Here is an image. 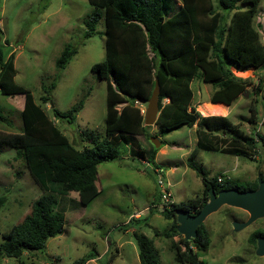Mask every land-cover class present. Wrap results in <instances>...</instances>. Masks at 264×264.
Returning a JSON list of instances; mask_svg holds the SVG:
<instances>
[{"label": "rangeland", "instance_id": "374dc122", "mask_svg": "<svg viewBox=\"0 0 264 264\" xmlns=\"http://www.w3.org/2000/svg\"><path fill=\"white\" fill-rule=\"evenodd\" d=\"M91 10L87 0H0V43L13 57L14 83L29 90L38 104L47 93L42 86L53 84L49 101L41 105L78 148L91 146L89 135L101 138L105 133L106 82L90 70L105 55L104 22L101 18L95 33L84 39L83 20ZM254 24L264 46V0L258 2ZM67 45L76 47V52L64 68L57 69L55 62ZM235 73L249 78L252 84L226 107L224 116L244 135L256 138V153L250 158L200 149L192 159L207 178L225 173L234 185L246 188L247 183L264 180V64ZM257 85L262 89L256 91ZM191 86L192 104L205 114L217 112L208 105L211 84L194 79ZM141 103L145 107V102ZM22 104V93H0L1 131H20ZM53 107L63 113L75 109L73 119L55 115ZM149 128H153L150 137L159 141L156 147L150 137L146 140L148 148L156 150L154 164L142 161L139 149L133 151L130 143L122 141L115 157L98 164V193L91 201L82 205L53 193V211L62 207L59 211L65 218L63 231L47 238L37 254L0 256V264H71L88 253L93 258L85 264H140L133 231L153 240L161 264H178L171 244L179 243V237L169 229L171 221L160 212H149L162 187L152 167L161 169L176 203L199 195L201 177L187 165L196 136L188 127L164 134L158 133L155 125ZM44 193L48 192L28 171L22 153L0 145V243L9 228L30 212L32 201ZM247 218L245 210L225 204L211 212L203 221L209 243L204 251L197 252L199 259L204 264H264V254H259L248 240L252 231H264V216L248 226H234V222Z\"/></svg>", "mask_w": 264, "mask_h": 264}, {"label": "trees", "instance_id": "16d2710c", "mask_svg": "<svg viewBox=\"0 0 264 264\" xmlns=\"http://www.w3.org/2000/svg\"><path fill=\"white\" fill-rule=\"evenodd\" d=\"M87 1L92 10L83 20V38L95 33L101 18L104 22L105 55L90 70L106 82L105 133L101 138L89 135L91 146L76 147L47 116L41 104L49 101L53 84L42 86L47 93L38 104L29 90L14 83L13 57L0 43V93L23 94L21 129L0 130V145L21 152L28 171L48 192L33 200L30 212L4 234L0 256L16 258L23 252L35 255L47 238L60 234L65 218L59 211L62 207L53 211V193L82 205L91 201L98 193V164L115 157L122 141L130 143L133 151L139 149L142 160L153 162L156 150L147 146L151 128L143 124L140 103L149 98L157 81L159 112L153 125L164 134L195 124L196 141L187 165L202 182L199 195L160 213L171 221L169 229L179 237V243L171 244L175 261L204 264L197 252L204 251L209 243L207 229L201 223L195 237L185 239L177 231L175 211L197 212L208 200L210 188L215 192L233 187L252 190L257 188V181L247 183L245 188L234 185L225 173L207 178L192 157L205 149L251 158L256 153V138L244 135L226 116L199 114L192 106L191 83L198 79L211 84L209 102L222 105H230L252 84L234 71L255 70L264 64V46L254 24L260 0H179L178 4L176 0ZM75 52L76 47L65 46L55 62L56 68H64ZM254 88L262 89L258 85ZM74 110L63 113L53 107L55 115L68 116L70 120ZM149 212L153 209L149 208ZM164 235H168L167 231ZM133 236L139 263L161 264L153 240L138 231H133ZM258 236H264V231L256 229L248 236L254 248ZM91 258L88 253L71 264H85Z\"/></svg>", "mask_w": 264, "mask_h": 264}, {"label": "water", "instance_id": "95a60500", "mask_svg": "<svg viewBox=\"0 0 264 264\" xmlns=\"http://www.w3.org/2000/svg\"><path fill=\"white\" fill-rule=\"evenodd\" d=\"M249 70V69H248ZM235 70L234 74L236 75ZM238 76V75H236ZM241 77V76H239ZM159 87L157 81L151 91L149 98L145 101V111L143 114V124L153 125L159 112L158 106ZM155 146H159L157 138L150 137ZM228 205L235 208H240L248 213V218L244 222H234L236 228L248 226L258 217L264 216V180L259 179L257 188L252 190H238L237 188L222 189L215 192L212 188L208 190V200L194 214L184 209L175 211L177 231L185 239L194 238L196 228L204 219L213 211L217 210L222 205ZM256 251L259 254H264V236H258L256 241Z\"/></svg>", "mask_w": 264, "mask_h": 264}, {"label": "built area", "instance_id": "2783aa9c", "mask_svg": "<svg viewBox=\"0 0 264 264\" xmlns=\"http://www.w3.org/2000/svg\"><path fill=\"white\" fill-rule=\"evenodd\" d=\"M144 111H145V107H144L143 103H140V113L144 114ZM144 161H146V160H144ZM146 162H148V161H146ZM152 170L157 175V184L161 185L162 187L159 190V195H158L157 200L151 204L150 208L157 211V212L169 210L172 208L173 204L176 203L173 196H172L170 184L167 180H164L163 177L161 176V174H160L161 169L160 168H158L156 165H154L152 167ZM221 180H222V177H218V181H221ZM192 214H194V213H192ZM134 215L138 216V212H135Z\"/></svg>", "mask_w": 264, "mask_h": 264}, {"label": "crops", "instance_id": "0c3cea01", "mask_svg": "<svg viewBox=\"0 0 264 264\" xmlns=\"http://www.w3.org/2000/svg\"><path fill=\"white\" fill-rule=\"evenodd\" d=\"M198 80V79H197ZM200 81V80H199ZM191 88H192V86H191ZM192 91H193V89H192ZM209 103V104H208ZM207 104L208 105H213V106H216V107H218L219 106V109H221L220 110V112H210L209 114H205L204 112H202V109L200 110V109H198V107L197 106H194L193 104H192V106L195 108V110L197 111V112H199V114H201L202 116H209V115H216V116H224L225 114H226V107L228 106V105H222V104H217V103H212V102H208ZM222 105V106H221ZM203 107V106H202ZM189 129H191L193 132H195V124L193 125V126H191V127H188ZM153 129V128H152ZM152 129H150V130H152ZM150 130H149V133H150ZM196 140V139H195ZM194 147V146H193ZM192 147V148H193ZM191 151V150H190ZM189 154V153H188ZM155 155H156V152H155ZM155 155H154V158H155ZM154 158H153V162H152V164H154ZM142 160V159H141ZM173 169H174V167H171V170L173 171ZM157 197H154V198H152L151 200H150V202H152V201H154L155 199H156ZM143 216H139V218H142ZM254 249H256V248H254Z\"/></svg>", "mask_w": 264, "mask_h": 264}, {"label": "bare ground", "instance_id": "6f19581e", "mask_svg": "<svg viewBox=\"0 0 264 264\" xmlns=\"http://www.w3.org/2000/svg\"><path fill=\"white\" fill-rule=\"evenodd\" d=\"M209 108L212 109V110H214V111H217V112L220 111V109L218 107L213 106V105H210Z\"/></svg>", "mask_w": 264, "mask_h": 264}]
</instances>
